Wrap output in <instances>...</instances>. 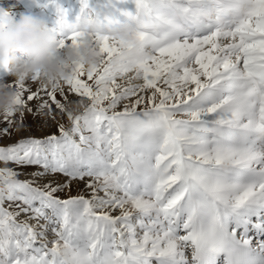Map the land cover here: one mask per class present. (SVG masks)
<instances>
[{"label": "snow or ice", "instance_id": "snow-or-ice-1", "mask_svg": "<svg viewBox=\"0 0 264 264\" xmlns=\"http://www.w3.org/2000/svg\"><path fill=\"white\" fill-rule=\"evenodd\" d=\"M125 3L81 0L74 23L57 5L58 48L88 39L102 64L77 65L53 86L34 73L37 91L13 83L18 104L46 96L38 111L54 105L72 126L0 146V162L43 169L33 177H90L92 196L60 199L69 182L40 186L0 168V264H214L220 253L226 264H264V241L248 235L250 224L264 232L251 219L264 209V0H134V13ZM82 17L100 30L81 31ZM122 23L131 42L109 32ZM57 94L90 103L73 116Z\"/></svg>", "mask_w": 264, "mask_h": 264}, {"label": "clouds", "instance_id": "clouds-1", "mask_svg": "<svg viewBox=\"0 0 264 264\" xmlns=\"http://www.w3.org/2000/svg\"><path fill=\"white\" fill-rule=\"evenodd\" d=\"M9 10L0 7V69H6L15 80L11 83L0 79V116L14 115L23 106L17 103L18 90L14 82L26 81L34 73L40 74V84L53 86L71 79L76 74V66L86 70L98 68L103 56L98 47L85 39L77 46L67 44L58 48L57 39L47 24L32 15L24 14L14 19ZM79 28L85 33H95L100 25L89 17L79 20ZM133 26L122 23L109 29L112 36L131 42ZM127 52L114 57L112 64L119 68L127 62ZM87 107L84 100L70 102L65 109L73 116L75 112Z\"/></svg>", "mask_w": 264, "mask_h": 264}, {"label": "rangeland", "instance_id": "rangeland-1", "mask_svg": "<svg viewBox=\"0 0 264 264\" xmlns=\"http://www.w3.org/2000/svg\"><path fill=\"white\" fill-rule=\"evenodd\" d=\"M57 5L60 9L64 11L66 14V18L68 22L74 23L77 17L80 15L82 4L81 0H56V3H50V0H0V7L9 10V15L14 19H19L21 15L28 14L32 15L38 19L43 20L49 29H53L56 25V21L58 19L57 14ZM127 11L134 13L135 12V3L134 0H126V3L122 5ZM127 19L125 16H121V22H124ZM0 79L5 82L11 83L15 80V78L6 70L0 69ZM140 82V81H137ZM26 86L30 87L31 91H37L38 83L32 82L30 79L26 80ZM163 86V85H162ZM14 87V86H13ZM65 91L67 92V87H65ZM29 93H25V96ZM43 99H47L46 96H40L34 98L31 102H26V106L22 108L21 111L15 113L8 119L12 121V125L9 129V133L0 135V146H8L15 143H18L22 139L27 138H36V139H45L48 136L55 134L56 136H60V132L58 130V126L63 124L66 129L71 128V121L68 119V116L65 112H60L55 106H52L51 112L48 109H44L43 112L38 111V106L42 103ZM57 99H60L65 104L70 102H76L80 100L75 94H68L67 101H63V99L57 94ZM86 105L90 103L86 98L84 99ZM123 105H121L117 110H121ZM141 108L148 107L147 104L141 105ZM28 108H31L32 111L29 112ZM84 109L80 108L75 112V115H83ZM54 117V118H53ZM177 118L187 119L186 116H178ZM7 126V121H5L4 116H0V131L4 127ZM87 134V133H86ZM74 139H79L78 136H75ZM9 167L12 168L19 173H21L17 179L19 180H33L34 184H38L40 186L45 183L51 182L53 186L56 184H63L68 181V178L60 173H49L42 177H33L30 174L36 172H42L43 169L39 166H26L19 167L15 164H7L4 165L0 162V168ZM91 181L90 177H85L83 180H72L69 182V186L64 188L62 191L55 193L57 197L60 199H68L70 197H75L78 195H83L85 199H91L92 190L88 189L86 185ZM98 195L103 196V192H99ZM5 207H8V203H5ZM9 210L15 211L14 208H10ZM112 215H119V210L113 211ZM27 217L25 214H21L18 217V220H25ZM253 223L259 219L260 222H264V209H261L259 212V217L253 216ZM30 224L33 227H36L39 231V227L37 225L36 220H29ZM45 222L43 220L39 221L40 225H43ZM250 231L248 235L253 237V245L255 246L256 242L264 241V232L257 233V230L252 227V225H248ZM243 231V229H241ZM47 239L51 240L54 238V234L49 229L46 233ZM186 254L189 257V261L191 260V250H186ZM214 264H226V254L220 253L215 257Z\"/></svg>", "mask_w": 264, "mask_h": 264}]
</instances>
